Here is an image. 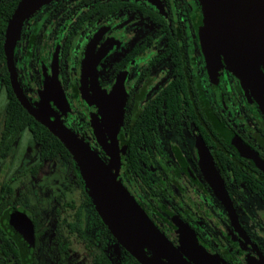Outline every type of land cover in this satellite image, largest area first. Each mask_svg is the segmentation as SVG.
<instances>
[{
  "label": "flooded vegetation",
  "instance_id": "af4514ba",
  "mask_svg": "<svg viewBox=\"0 0 264 264\" xmlns=\"http://www.w3.org/2000/svg\"><path fill=\"white\" fill-rule=\"evenodd\" d=\"M21 1L0 0V264H23L24 217L35 228L30 264H39L43 201L36 191L28 207L17 194L54 159L70 166L82 198L63 203L74 208L63 226L94 264L98 255L125 264L132 254L98 213L74 158L39 165L33 138L36 150L16 159L24 130L7 148L15 93L5 44ZM33 1L11 37L29 102L46 99L191 264H264V61L252 53L264 48V0Z\"/></svg>",
  "mask_w": 264,
  "mask_h": 264
},
{
  "label": "water",
  "instance_id": "95a60500",
  "mask_svg": "<svg viewBox=\"0 0 264 264\" xmlns=\"http://www.w3.org/2000/svg\"><path fill=\"white\" fill-rule=\"evenodd\" d=\"M29 1L22 0L16 9L7 30L5 44L12 86L19 102L30 115L58 137L71 152L98 213L132 256L141 264H191L150 221L101 157L59 120L48 101L44 99L43 104L39 108H35L23 93L11 58V37ZM46 1L48 0H34L33 2L35 6H38ZM252 10L256 9L253 7ZM252 18L256 19L257 16L253 14ZM252 31L255 32V29ZM253 32L252 35H256ZM252 53L254 57H262V61H264V48L254 45ZM58 95H62L61 97L66 99L61 91L58 92ZM61 108L65 109L62 105ZM23 219L17 230V242L23 264H30L35 250V228L28 217Z\"/></svg>",
  "mask_w": 264,
  "mask_h": 264
},
{
  "label": "rangeland",
  "instance_id": "374dc122",
  "mask_svg": "<svg viewBox=\"0 0 264 264\" xmlns=\"http://www.w3.org/2000/svg\"><path fill=\"white\" fill-rule=\"evenodd\" d=\"M12 150L18 159L22 154L25 156L34 152L36 143L31 134L24 130L16 139ZM63 166L61 160L54 159L41 169L39 179L35 181L25 179L23 188L18 190L17 195L20 197L17 202L35 208L38 204L36 191L43 201V205L40 206L43 210V233L37 249L39 264H94L84 247L83 240L78 235L69 233L62 223L63 216L70 219V214L74 212V208L63 203L73 200L78 206L79 201H82L70 166L65 169ZM57 236L63 237L69 245L67 257H60L62 253L59 251Z\"/></svg>",
  "mask_w": 264,
  "mask_h": 264
},
{
  "label": "trees",
  "instance_id": "16d2710c",
  "mask_svg": "<svg viewBox=\"0 0 264 264\" xmlns=\"http://www.w3.org/2000/svg\"><path fill=\"white\" fill-rule=\"evenodd\" d=\"M23 130H29L32 134V137L39 145V152L41 153V162L39 165H41L43 161L55 156H60L63 160L74 163L73 155L67 149V147L46 126L41 124L32 115H30L20 104L16 96L12 94L10 110L6 118V127L3 131V137L7 140V148L13 144L17 136ZM81 185L84 187L83 181H81ZM100 222L103 224L102 220ZM106 231L109 232L107 228ZM40 232L41 231L38 230V234H40ZM13 255L18 258V251L15 244H13ZM96 258L98 264H104L102 261V259L104 260L103 255H98ZM107 264H109L108 260ZM125 264L140 263L137 261V259L128 254Z\"/></svg>",
  "mask_w": 264,
  "mask_h": 264
}]
</instances>
